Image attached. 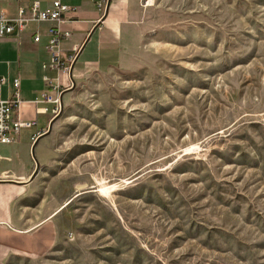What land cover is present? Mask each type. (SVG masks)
Masks as SVG:
<instances>
[{
    "label": "rangeland",
    "instance_id": "rangeland-1",
    "mask_svg": "<svg viewBox=\"0 0 264 264\" xmlns=\"http://www.w3.org/2000/svg\"><path fill=\"white\" fill-rule=\"evenodd\" d=\"M120 49L50 128L56 245L5 264H264V0H137Z\"/></svg>",
    "mask_w": 264,
    "mask_h": 264
},
{
    "label": "crops",
    "instance_id": "crops-1",
    "mask_svg": "<svg viewBox=\"0 0 264 264\" xmlns=\"http://www.w3.org/2000/svg\"><path fill=\"white\" fill-rule=\"evenodd\" d=\"M33 1L41 7L54 0H0V12L14 15L18 8L28 9ZM71 8L60 24L70 36L59 43L64 65L68 55H75L68 78V87L56 86L57 72L43 68L49 63L45 49L46 29L53 22L30 23L17 36L0 38V99H12L13 82L19 80V103L14 118L32 122L20 129L14 140L0 143V264L11 257L38 258L49 253L58 240L60 222L56 202L45 200L43 157L51 142L50 128L56 116L55 104L47 97L59 96L70 90L87 69L113 66L121 57L123 29L136 20L137 0H110L107 14L97 9L95 0H60ZM38 30L41 41L34 43L32 34ZM43 76L50 78L48 84ZM64 77V78H63ZM44 187V188H43Z\"/></svg>",
    "mask_w": 264,
    "mask_h": 264
},
{
    "label": "built area",
    "instance_id": "built-area-1",
    "mask_svg": "<svg viewBox=\"0 0 264 264\" xmlns=\"http://www.w3.org/2000/svg\"><path fill=\"white\" fill-rule=\"evenodd\" d=\"M109 0H95L98 10L104 12L107 9ZM110 5V4H109ZM71 11V8L62 4L60 0H54L47 7H41L39 1H33L28 9L18 8L14 15H7L0 12V38L8 36H17L25 31L30 23H44L53 22L55 25L49 26L46 29L47 41L45 49L49 56V63L43 64V68H54L57 72L56 86L58 89L62 86L68 87L70 84L63 83L61 77L68 78L70 64L75 60V55H68L65 60L69 62L64 65V60L60 55L59 43L70 36V31L62 29L60 24L64 22V16ZM34 43L41 41V34L35 30L32 34ZM63 77V78H64ZM70 78V77H69ZM43 80L50 84L51 80L47 76H43ZM4 79H0L3 83ZM14 96L12 99H0V143L7 144L14 140L20 129L30 128L33 123L14 118L13 113L17 104L19 103V80L13 82ZM48 101L55 104L54 112L60 107V99L57 95L52 98L47 97Z\"/></svg>",
    "mask_w": 264,
    "mask_h": 264
},
{
    "label": "water",
    "instance_id": "water-1",
    "mask_svg": "<svg viewBox=\"0 0 264 264\" xmlns=\"http://www.w3.org/2000/svg\"><path fill=\"white\" fill-rule=\"evenodd\" d=\"M109 4H110V0H109V2H108V6H107V9H106V11H105V14H107Z\"/></svg>",
    "mask_w": 264,
    "mask_h": 264
}]
</instances>
